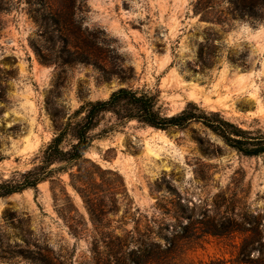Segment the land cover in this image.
I'll return each mask as SVG.
<instances>
[{
  "label": "rangeland",
  "instance_id": "374dc122",
  "mask_svg": "<svg viewBox=\"0 0 264 264\" xmlns=\"http://www.w3.org/2000/svg\"><path fill=\"white\" fill-rule=\"evenodd\" d=\"M254 3L0 0V183L34 169L83 105L121 88L154 96L167 116L194 102L264 136ZM93 135L88 162L0 198V264H104L113 238L174 233L187 236L176 264H242L243 244L264 264V155L197 122L160 130L106 114ZM88 198L105 208L95 221Z\"/></svg>",
  "mask_w": 264,
  "mask_h": 264
},
{
  "label": "trees",
  "instance_id": "16d2710c",
  "mask_svg": "<svg viewBox=\"0 0 264 264\" xmlns=\"http://www.w3.org/2000/svg\"><path fill=\"white\" fill-rule=\"evenodd\" d=\"M263 5L264 0H255L251 14L254 19L260 20L264 17L259 11ZM106 114H112L121 122L137 121L160 130L183 129L191 123H201L239 153L250 157L264 155V136H252L250 132L228 121L218 112H206L198 104L190 102L180 113L167 116L157 107L154 96L121 88L113 92L108 99L83 105L48 144L41 161L34 169L25 173L17 172L12 179L0 183V198L36 189L39 184L51 180L60 170L88 162L85 155L96 140L93 132L100 126L102 117ZM81 115L83 116L80 120L74 121ZM68 138H71L72 142L65 147ZM57 165L58 167H54ZM86 204L93 221L105 210L102 204L98 205L96 200L91 198L86 199ZM182 230L186 232L188 226H183ZM157 237L159 240L144 235L133 236L131 240L113 238L102 246V261L104 264H176V253L187 236L174 233L172 237ZM96 243L99 244L97 240ZM249 245L243 244L239 252L238 257L242 264L253 263V250ZM96 247L97 250L100 248Z\"/></svg>",
  "mask_w": 264,
  "mask_h": 264
}]
</instances>
